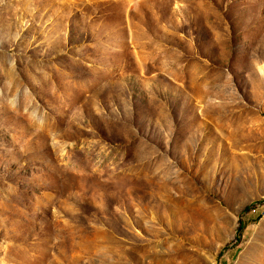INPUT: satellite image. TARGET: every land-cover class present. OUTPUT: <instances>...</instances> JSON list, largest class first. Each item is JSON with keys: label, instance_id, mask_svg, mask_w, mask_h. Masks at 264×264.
<instances>
[{"label": "rangeland", "instance_id": "rangeland-1", "mask_svg": "<svg viewBox=\"0 0 264 264\" xmlns=\"http://www.w3.org/2000/svg\"><path fill=\"white\" fill-rule=\"evenodd\" d=\"M0 264H264V0H0Z\"/></svg>", "mask_w": 264, "mask_h": 264}]
</instances>
